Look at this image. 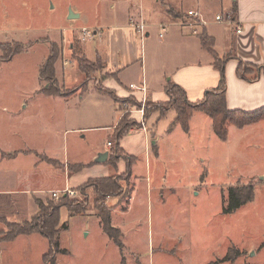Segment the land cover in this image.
Segmentation results:
<instances>
[{
  "label": "rangeland",
  "instance_id": "rangeland-1",
  "mask_svg": "<svg viewBox=\"0 0 264 264\" xmlns=\"http://www.w3.org/2000/svg\"><path fill=\"white\" fill-rule=\"evenodd\" d=\"M208 1L211 0H205ZM197 6L198 0H0V47L16 42L27 48L8 62L0 59V147L16 149L31 146L57 159L53 163L62 168L61 163L90 162L93 151L109 141L113 142L109 166L114 169V176L121 177L122 191L115 197H107L105 204L113 209V226L122 231L123 247L117 245L100 226L93 189L87 186L90 179L96 178L85 180L88 174L97 175L99 168L91 165L96 169L94 174L87 171L71 178L70 188L66 190L64 186L55 187L60 180L51 176L55 188L47 194V200L59 201L69 190L73 192L70 199L86 208L82 215L71 217L65 208L60 209L61 225L65 228H61L59 235L60 251L56 253L55 264H264V126L251 127L241 135L232 131L223 142L217 138L209 125V118L204 115L197 118L194 131L187 135L179 124H175L176 112L173 109L156 120L160 113L170 108L169 101L159 103L160 111L156 112L158 108L155 106L159 104L139 103L133 96L120 98L115 95V100L106 97L107 94L99 90L105 89L102 84L96 85L97 79L108 78L103 61H90L83 54L82 45L93 46L94 51L96 48L102 50L98 42L94 44L92 41L95 37L92 29L86 28L90 36L83 34L84 26L98 22L103 26L126 25L142 17L148 24L147 32H150L149 37H143L149 50L161 46L160 40L164 35L175 36L174 32L181 29L170 25L173 19L169 13L171 8L181 13L178 22L183 27L189 22L195 24L187 12L192 10L190 7ZM224 6L231 7V0H224ZM70 10L80 17L70 20ZM151 23L153 25L150 26ZM196 30L194 35L187 27L183 34L198 42L205 30L203 27ZM208 30L220 37L213 27ZM51 46L58 53L55 61L57 72L60 73L62 68L69 72L64 87L56 74V83L52 85L68 95H83L88 90L80 100L81 115L87 123L93 124L89 125L90 128H94L81 133L70 131L65 140L62 138L65 127L58 121V109L50 101L42 100V92H39L41 87L50 86L41 80L40 70ZM222 47L220 42L215 47L220 55ZM185 48V52L177 49L173 53L175 57L170 71L172 75L189 78L197 86L200 80L207 79L208 65L210 61L214 63V58L205 49L201 55L198 50L187 53L188 47ZM225 56L233 57L234 54L228 52ZM82 60L92 65L86 69L87 73L81 71ZM153 63L148 56L144 67L139 63L130 70L133 74L131 90L138 99L140 95L135 93H143L142 84L145 83V89L150 88L156 79L154 70L157 66ZM194 65L202 69L191 68ZM169 78L171 76L167 80ZM97 92L105 94L103 99L96 95ZM23 105H27L29 115L11 119L10 114L18 112ZM119 109L122 111L120 122ZM145 110L152 114L148 128L153 130L155 126V134L161 135V140L153 148L156 154H153L151 168L145 166L143 154L135 161L136 172L126 180L125 167L118 169L113 164L116 159V154L113 155L114 135L124 127L139 129L141 123L137 121L138 116H134L140 111L144 114ZM170 128L175 130L173 134ZM255 131L259 136L257 144L254 143ZM140 134L136 132V136L124 137L123 146L137 154L142 153L144 143ZM45 154L40 156L41 162L49 163L50 159ZM124 157L126 155L120 161ZM29 173L25 174L29 176ZM256 174L257 177L253 176ZM15 175L14 171H5L7 184L0 183L1 188L17 189L19 184L14 181ZM45 179L49 181L50 175L45 174ZM83 180L85 182L81 184ZM238 185L254 187L253 202L235 213H224L223 198L227 197L229 187ZM55 192L58 199L52 197ZM128 196L131 201L126 207ZM40 218L38 211L24 222L0 223V239L2 234L9 233L12 225L37 223ZM229 249L237 251L239 256L232 253L236 258L233 256L235 259L232 261L223 262ZM26 260L33 263L32 257Z\"/></svg>",
  "mask_w": 264,
  "mask_h": 264
},
{
  "label": "crops",
  "instance_id": "crops-1",
  "mask_svg": "<svg viewBox=\"0 0 264 264\" xmlns=\"http://www.w3.org/2000/svg\"><path fill=\"white\" fill-rule=\"evenodd\" d=\"M231 4V7H225L224 0H211L208 2L202 0L201 3L200 0H198V6L190 7L189 9H194L203 14L204 19L208 23L203 27V29L207 31L210 37L213 38L215 47H217L219 42L222 43L223 53L221 55L217 52L216 53L220 56H225L228 54V52H230L235 56H233V58L230 59L225 65L227 81L226 103L228 105V109L231 111L241 110L250 113L264 108V75H260L256 81L247 82L238 76L236 70L239 60L255 65L264 64V0H231ZM227 11L233 12L236 15V18L240 22V26L243 29L242 34H237L233 28L214 23V18L219 13L222 14ZM179 18H173L170 21V25L181 28L177 29V32L181 33L178 34L177 32H174L176 35H172L171 37L169 34L168 36L164 35L162 38L163 40H160L161 46L149 48V50L147 48L146 40H143L142 37L139 38L138 33L129 27V23L126 25L111 24L110 26H103L98 22L89 27H82L92 29L95 34V37L92 41L93 43L95 42L94 44H97L98 42V46H100L102 49L100 50L99 48H96L94 51L93 46L88 47L82 45L84 47L83 54L87 56V59L90 61H97L101 59V61L104 63V73L108 75V78L102 80L101 78L97 79L96 85L101 83L105 89L114 91L117 97L120 98L133 96L139 103H144L147 101L154 104L166 103L169 101V97L165 89L168 82H175L180 87L185 89L188 100L192 102L202 100L206 91L216 89L220 81V72L215 69L214 63H211V61L208 65L210 70L207 71L209 73L207 79L205 77L203 80H200V84L197 86L189 78H185V76L171 74L170 65L172 64L173 57H175L173 53L177 51V49H179V51L185 52L187 50L185 47H188L187 53L192 52L190 50H193L194 52L198 50L199 54L204 51L200 41L195 42L194 40L188 38L187 35L183 34L184 27L179 25ZM149 25L151 26L153 24L151 23ZM209 26L215 29V33L219 32L220 37H218V35L214 36L213 34H210L208 30V28H210ZM146 36L149 37L150 32H147ZM148 56L150 61L152 60L154 62L153 64L157 66L156 70H154L156 79L152 85H150V88L148 86V88L145 89V83L142 84L143 93H135L137 96L140 95L139 100L138 97L134 95V91L131 90V79L133 78V74L130 73V70L139 63H141L142 67H144L146 58ZM192 67L202 69V67H198L196 65L191 66V68ZM55 69L56 78H58V80L61 82V85L64 87V80L66 79L69 72H66L65 69L62 68L60 73H58L57 68ZM168 76H171V78L167 80ZM80 79L81 78L79 77L77 81L78 83ZM39 92L42 91L39 90ZM87 93L88 90L83 93V95H87ZM97 94L100 95L98 97H101V99H103L105 95L99 92H97L96 95ZM83 95L73 94L65 96V94H48L42 92V100L50 101L60 113L58 116V121L65 127L62 132V138H64V140L66 139L65 136H67L70 131L81 133L94 129L90 128L91 126H89L93 124L87 123L81 115L82 107H80V100L83 98ZM105 96L107 97L108 95ZM26 107L27 105H23L18 112H13L10 114V118H26V116L29 115V113L26 111ZM151 115L143 120V115L141 112L136 113L134 117L136 118L138 116L137 121H139L143 126H141L140 129H132L127 135L130 136V134H133L136 136V132L141 133L139 136H141V140L144 143L142 153L137 154L133 151H129L127 147L123 146L125 141L124 139L120 142L121 147L126 152V154L135 157L136 160L144 154L146 163L145 166H147V168H151L153 154H156V151L153 150V148L157 147L161 140V135L155 134L157 132L155 126L152 128L154 132L147 126V123L150 122L149 119ZM204 115L206 114H203L202 112H195L191 116L190 129L188 132H185L187 135L194 131L197 118L199 119L200 117H204ZM121 117L122 111L118 121L121 119ZM162 117L159 115L156 117V120L159 121V119ZM118 123L114 124V127ZM209 125L213 130L211 118H209ZM258 125L264 126V120L253 123L244 128L230 126L228 133L231 134L233 131L234 133H239V135H241L242 131H249L251 127H258ZM113 129L114 128H112V133ZM174 131L175 130L173 129L171 134H173ZM255 132L254 143L257 144L259 136L256 135L258 132ZM56 138L58 139V137ZM226 141L227 140L223 142ZM108 142L109 141H107L106 145L101 144L100 147L93 151V157L91 158L90 162L85 164L70 162H68V164L61 163L62 168H60L58 164H55V162L53 163V161H58L57 159L51 158L45 154V152H38L31 146L24 148L17 147L16 149H5L0 147V183L7 184L4 178L5 171H14L16 173L14 181L15 183L19 184L17 189H12L10 191L7 189H2L0 186V223L6 225V223H20L29 220L38 211H40V203L47 204L51 201L46 199L49 192L54 190L55 187L60 186L66 187L65 190L70 188L69 182L71 178H76L80 175H83V173L87 171L94 174L93 172L99 168L97 175L88 174L85 180L90 178L114 176V169L111 166L106 165L105 162L100 164L95 162L100 153L110 151V147L107 145ZM44 154L50 159L49 163H44L43 161L41 162L40 156ZM9 163L13 164L9 165ZM135 163L136 162H134L132 165L133 167L131 170V176L136 172L137 166ZM18 164L19 167H16ZM71 164L83 165L85 167L79 172H70L68 166ZM91 165L97 168L94 169L91 167ZM121 166L125 167L124 171L126 172L127 167L124 161H120L117 164L118 169H120ZM25 173H29L30 175L27 176ZM45 174L50 175L49 181L45 179ZM257 174L260 175V172ZM257 174L253 176L257 177ZM51 176L54 180H60L57 183L58 185L55 187L52 186ZM62 177L63 180L61 179ZM262 179L264 180V178ZM85 180H83L81 184H83ZM4 235L5 234H2L0 239V264H46L45 256L51 252V245L43 235L39 233H31L20 235L11 240L4 239ZM27 257H32L33 263L26 260Z\"/></svg>",
  "mask_w": 264,
  "mask_h": 264
},
{
  "label": "trees",
  "instance_id": "trees-1",
  "mask_svg": "<svg viewBox=\"0 0 264 264\" xmlns=\"http://www.w3.org/2000/svg\"><path fill=\"white\" fill-rule=\"evenodd\" d=\"M169 13H172L173 18L176 19L181 16L179 13H176L172 8L169 10ZM199 40L202 44V47L214 58V67L218 70V72H220L219 85L216 87V89L207 91L202 100L192 102L188 100L187 92L185 89L180 87L175 82H168L165 89L169 97L168 104H170V108H168L165 113H160V115L162 117L165 116V114H167V111H169L170 109L175 110V124L181 125L184 132H188L190 129L191 116L195 112H202L203 114H206L209 118L212 119L213 132L217 135L220 140L225 141L228 139V130L230 126L244 128L253 123H257L264 120V108L250 113L241 110L231 111L228 109V105L226 103L227 81L225 65L233 57L218 56L214 49L215 42L213 38L208 35L207 31L203 32L202 36L199 37ZM26 49L27 48L22 43L19 44L13 42L2 45L0 47V50L2 52V57L0 59L2 62H8L12 60L13 57L24 52ZM57 54L58 53L55 52V47L51 46L50 54L46 58L44 62L45 64L40 70L41 80L45 81L50 86H48L47 88L42 87L41 91L48 94H65V96H68V93H63L60 88L52 85L56 83L55 61L58 57ZM91 67L92 65L91 63H89V61H81L82 72L87 73L86 69ZM236 72L241 79L247 82L256 81L260 75H264V64L255 65L252 63H245L244 61L239 60ZM99 90L106 93L113 100L116 99V94L114 91H110L107 89ZM160 107V104L158 106H155V108H158L156 112L160 111ZM149 116L150 113H147L145 110L143 114V120L145 118H148ZM141 126L139 127V129L141 128ZM130 130L131 128L128 129L124 127L117 131L114 135L115 147L113 148V155L116 154V164H113L117 165V163L122 159V156L126 155V157H124L123 159L127 167L125 173L126 180L131 177V170L133 167L132 165L136 161V158L131 155H127L121 147L120 142L124 137L129 134ZM111 144L113 145V142H111ZM117 158H119V160H117ZM111 161L112 160L109 155V158L105 162V164L111 165ZM84 167L85 166L83 165L77 164H71L70 166H68L70 172H79L83 170ZM120 180L121 177L117 175L110 177H101L96 179H90L87 182V186L93 189L95 212L97 213L98 218L100 220L101 228L104 229L105 233L109 237H111L117 245L123 247V243L121 241L122 231L119 228H114L112 226L113 209L107 207L105 204V200L107 199V197H115L118 193L122 191V185L120 183ZM227 194V197L223 198L222 209L224 213L228 214L235 213L242 206L253 202V199L255 197L254 187L252 185L231 186L228 188ZM130 200L131 197L128 196V202L126 203V207L130 203ZM75 203V200L70 199L67 193L63 195L59 199V201H50L47 204L40 203L39 206L41 218L39 219V221L37 223L26 222L23 224L12 225L11 229H9V233L4 235V239L11 240L20 235L39 233L43 235L50 242L51 245V252L45 256V263L55 264L56 253L60 251L59 235L62 231L61 228H65V225H61L60 209L66 208L70 217L75 215H82L83 212L86 210L85 207L82 208L81 206H78V204ZM232 253L236 254V257L239 256L237 251L229 249L227 255L224 259H222V261H232L233 259H235L236 257Z\"/></svg>",
  "mask_w": 264,
  "mask_h": 264
},
{
  "label": "built area",
  "instance_id": "built-area-1",
  "mask_svg": "<svg viewBox=\"0 0 264 264\" xmlns=\"http://www.w3.org/2000/svg\"><path fill=\"white\" fill-rule=\"evenodd\" d=\"M187 13L189 14V16L192 19L195 20V24L192 25L189 22L187 25H185L183 27L184 28H187V27L191 28L192 29V33L194 35H196L197 34L196 28H202V27L206 26L208 23L204 19L203 14H201L200 12H198V11H196L194 9L189 10ZM214 23L233 28L237 34H242V32H243V29L240 26V22L238 21V19L236 18V15L233 12H227V13L218 14L214 18ZM129 27L132 28L133 30H135L138 34H140L142 38L147 34V24H146L145 20L142 17H140L137 20H131L129 22ZM162 29L165 30L164 27ZM82 32L86 36H90L91 35V33L86 28H83ZM162 36L163 35L161 33L160 37H162ZM140 112L143 115V111H140ZM107 145L110 148L112 147L111 142H108ZM66 193L68 195L73 194V192L72 191L70 192L69 190L66 191ZM52 197L54 199H58L59 198L58 197V193L57 192L53 193Z\"/></svg>",
  "mask_w": 264,
  "mask_h": 264
},
{
  "label": "water",
  "instance_id": "water-1",
  "mask_svg": "<svg viewBox=\"0 0 264 264\" xmlns=\"http://www.w3.org/2000/svg\"><path fill=\"white\" fill-rule=\"evenodd\" d=\"M69 19L70 20H74V19H77L79 18L80 16L76 15V14H73V12L70 10L69 12ZM109 158V152H105V153H100V155L98 156V158L96 159V163H103V162H106Z\"/></svg>",
  "mask_w": 264,
  "mask_h": 264
}]
</instances>
